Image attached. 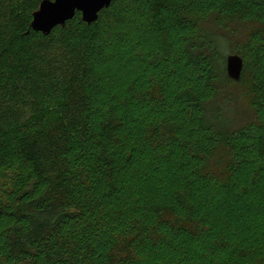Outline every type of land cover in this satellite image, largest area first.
I'll use <instances>...</instances> for the list:
<instances>
[{
  "label": "trees",
  "instance_id": "obj_1",
  "mask_svg": "<svg viewBox=\"0 0 264 264\" xmlns=\"http://www.w3.org/2000/svg\"><path fill=\"white\" fill-rule=\"evenodd\" d=\"M43 1L0 0V264H264V0Z\"/></svg>",
  "mask_w": 264,
  "mask_h": 264
},
{
  "label": "water",
  "instance_id": "obj_2",
  "mask_svg": "<svg viewBox=\"0 0 264 264\" xmlns=\"http://www.w3.org/2000/svg\"><path fill=\"white\" fill-rule=\"evenodd\" d=\"M114 0H44L33 14L31 28L49 36L59 26H65L76 13L91 25L98 21L100 13L109 8ZM228 76L239 81L244 67L243 59L236 54L227 57Z\"/></svg>",
  "mask_w": 264,
  "mask_h": 264
}]
</instances>
